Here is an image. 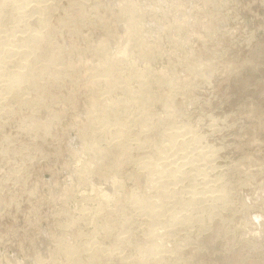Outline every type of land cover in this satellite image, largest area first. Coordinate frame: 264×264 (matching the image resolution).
<instances>
[{
    "label": "rangeland",
    "instance_id": "374dc122",
    "mask_svg": "<svg viewBox=\"0 0 264 264\" xmlns=\"http://www.w3.org/2000/svg\"><path fill=\"white\" fill-rule=\"evenodd\" d=\"M0 50V264H264V0H0Z\"/></svg>",
    "mask_w": 264,
    "mask_h": 264
},
{
    "label": "bare ground",
    "instance_id": "6f19581e",
    "mask_svg": "<svg viewBox=\"0 0 264 264\" xmlns=\"http://www.w3.org/2000/svg\"><path fill=\"white\" fill-rule=\"evenodd\" d=\"M31 2V1H30ZM33 12V11H32ZM35 13V12H34ZM31 14V13H30ZM35 19H36V17H35ZM45 21V20H44ZM131 26H132V24H131ZM132 28H133V26H132ZM135 29V28H134ZM133 29V30H134ZM32 33V32H31ZM14 35V34H13ZM27 36V35H26ZM7 40V39H6ZM36 40V39H35ZM24 43V42H23ZM17 44V43H16ZM19 45V44H18ZM20 45H21V43H20ZM17 46V45H16ZM32 46V45H31ZM1 51V50H0ZM14 53H16L15 51H14ZM13 54V53H12ZM10 55V54H9ZM8 56V55H7ZM13 56H14V54H13ZM21 57H22V55H21ZM18 63V61H16V64ZM11 74V73H10ZM14 74V73H13ZM21 74V73H20ZM19 74V76L17 77V79H16V83H19V81H20V79H21V77H22V75H20ZM102 111V110H101ZM185 132V131H184ZM187 132V131H186ZM182 133V132H181ZM178 134V133H177ZM183 134V133H182ZM181 135V134H180ZM185 135V134H184ZM124 144V143H123ZM177 161V160H176ZM168 164H169V162H168ZM185 164V163H184ZM166 166V165H165ZM194 169V168H193ZM154 171V170H153ZM179 181V180H178ZM171 182V181H170ZM175 182V181H174ZM161 183V182H160ZM153 186V185H152ZM148 205V204H147ZM145 206H146V204H145ZM142 207V206H141ZM148 209V208H147ZM146 210V209H145ZM151 211H155V210H151ZM157 213V212H156ZM158 214V213H157ZM150 215V214H149ZM150 217V216H149ZM151 251V250H150ZM73 252V251H72Z\"/></svg>",
    "mask_w": 264,
    "mask_h": 264
}]
</instances>
